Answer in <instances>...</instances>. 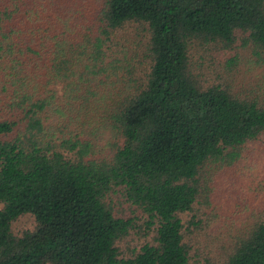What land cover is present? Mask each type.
Here are the masks:
<instances>
[{"label":"trees","instance_id":"obj_1","mask_svg":"<svg viewBox=\"0 0 264 264\" xmlns=\"http://www.w3.org/2000/svg\"><path fill=\"white\" fill-rule=\"evenodd\" d=\"M0 264H264V0H0Z\"/></svg>","mask_w":264,"mask_h":264},{"label":"rangeland","instance_id":"obj_2","mask_svg":"<svg viewBox=\"0 0 264 264\" xmlns=\"http://www.w3.org/2000/svg\"><path fill=\"white\" fill-rule=\"evenodd\" d=\"M218 178V177H216ZM258 180V177L255 179ZM249 181L246 177H240L239 180L237 178L227 177V181L222 180L221 178L217 181V193L220 194V200L218 202L219 207L217 213L211 214L210 220H217L215 224H213L212 230H215L217 232L218 229L222 227L224 230L220 233L228 234L227 225L224 224V221L226 220L225 215L228 213L236 211H241V209H245L246 207V198L245 195L246 192V184ZM220 190V191H219ZM117 202V201H116ZM123 203L122 210L123 212L129 216H132V208L129 204L121 201ZM36 226L35 220L30 215L24 216L20 218L13 226L14 233L17 235L22 234L25 231L33 230ZM234 232L235 230L232 229ZM218 242H223V240L218 237L216 239ZM204 251H201V254Z\"/></svg>","mask_w":264,"mask_h":264}]
</instances>
